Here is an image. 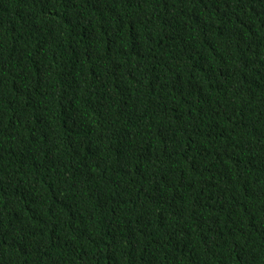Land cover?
Segmentation results:
<instances>
[{"label":"trees","instance_id":"obj_1","mask_svg":"<svg viewBox=\"0 0 264 264\" xmlns=\"http://www.w3.org/2000/svg\"><path fill=\"white\" fill-rule=\"evenodd\" d=\"M0 264H264V0H0Z\"/></svg>","mask_w":264,"mask_h":264}]
</instances>
